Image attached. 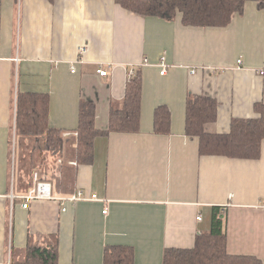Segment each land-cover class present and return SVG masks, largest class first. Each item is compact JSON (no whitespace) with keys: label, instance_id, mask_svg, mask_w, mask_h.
Here are the masks:
<instances>
[{"label":"crops","instance_id":"1","mask_svg":"<svg viewBox=\"0 0 264 264\" xmlns=\"http://www.w3.org/2000/svg\"><path fill=\"white\" fill-rule=\"evenodd\" d=\"M134 67L143 76L140 131L99 134L93 160L76 163L66 191L45 176L54 195L82 189L99 199L65 210L56 198L24 204L11 167L17 95L49 94V125L72 140L83 99L96 102V126L107 130ZM189 93L217 99L210 130L227 132L234 118L257 116L264 6L249 0L226 26H192L181 13L173 20L140 16L115 0H0V264H10L11 249L26 248L29 233L59 235L58 264H104L110 245L132 246L135 264H163L166 249L194 247L214 207L225 217L228 251L264 264V140L256 159L201 155L199 138L185 131ZM159 105L171 111L170 134L154 132ZM70 145L64 156L72 161Z\"/></svg>","mask_w":264,"mask_h":264},{"label":"trees","instance_id":"2","mask_svg":"<svg viewBox=\"0 0 264 264\" xmlns=\"http://www.w3.org/2000/svg\"><path fill=\"white\" fill-rule=\"evenodd\" d=\"M115 1L123 8L140 16H158L173 20L181 13L185 25L226 26L234 16L243 14L249 0ZM252 1H256L260 8L264 6V0ZM142 95V72L140 67H134V73L127 83L124 98L111 106L109 125L106 131H102L96 126V102L92 99H83L76 129L78 136L73 138L75 141L74 161L79 164L93 160L94 142L99 134L113 131L139 132ZM255 110L257 112L256 117L234 118L229 131L216 132L210 129L218 118L217 99L206 94L189 93L186 100L185 131L188 136L199 138L201 155L256 159L261 156L262 141L264 140V104H257ZM49 114V94L20 92L17 95L15 126H13V130L14 127L16 128L15 140L18 142L20 138L21 141L30 143L28 151H32V155L31 161L26 160V167H24L25 163L24 158H21V152L19 155L15 152V155L16 153L18 155L16 165L18 168H15L17 170L15 193H28L35 186V182L29 186H21L19 182L22 174L25 176L24 170L26 174L30 175L36 168L35 155L44 154L46 160L48 156L49 159L50 157L58 158V161L62 159V164L56 166L57 171L54 175H57L69 161L67 156L64 158L63 156L66 142L72 140L64 136L62 130L50 127ZM171 120L172 114L169 107L159 105L154 113V132L156 134H170ZM23 154L25 155V153ZM27 155L30 156V154ZM21 162L22 165L20 166ZM66 170L67 168L62 170L61 178H55L57 180L56 187L62 191L68 190L76 180V167L72 168L68 177ZM40 177L46 179L41 174ZM222 214L221 208L214 207L210 228L197 233L194 247L166 249L163 264H263L261 259L256 256L233 254L228 251L225 217ZM15 253L11 255L10 264H58L59 235L50 234L39 237L29 233L28 244L22 251V259H14ZM104 264H135L133 247L126 245L107 246L104 252Z\"/></svg>","mask_w":264,"mask_h":264},{"label":"rangeland","instance_id":"3","mask_svg":"<svg viewBox=\"0 0 264 264\" xmlns=\"http://www.w3.org/2000/svg\"><path fill=\"white\" fill-rule=\"evenodd\" d=\"M17 99V98H16ZM15 108H16V104H15ZM14 126H15V124H14ZM67 137V136H66ZM15 138H16V128L14 127V130L12 131V145H13V150H14V152H17L18 153V155H19V153L21 152V158H24V163H25V166L24 167H26V160H28V161H31V155H32V151H28V147H29V145H30V143H28V142H23V141H21L20 140V138L18 139V142H17V140H15ZM73 138L75 139V138H77V136H73L72 137V141H67L66 142V148H68V145H70V144H73L74 145V143H75V141L73 140ZM20 142V145H18V143ZM68 143H70V144H68ZM75 146V145H74ZM74 146H73V148H74ZM70 147H71V145H70ZM20 149V151H19V149ZM16 149H18V150H16ZM71 149V148H70ZM75 150V149H74ZM17 153H16V155L13 153V155L11 156V158H12V168H18V166H16L17 165V159H18V155H17ZM23 153H25V155L23 154ZM27 154H30V156H28ZM46 155V154H45ZM69 157L68 158H72V156H71V154L70 155H68ZM46 157H47V155H46ZM62 157V156H61ZM64 157H66V155L65 156H63V158ZM45 158V156H44V154H42L41 156H39V154L38 155H35V161H36V163H37V166H36V168L32 171L33 173L32 174H30V175H28V174H26L25 173V170H24V174H25V176H23V174H22V176H21V174H20V176H21V181H19L20 182V185L21 186H29L30 184H32V182H35V172H38V174L40 173L42 176H46V174H47V176L49 177V178H51V179H54V178H57V177H60L61 178V176H62V170L64 169V168H67V170H66V174H67V177L69 176V173H70V171L72 170V168L73 167H75V165H73V164H69V161L68 162H66V164H65V166L61 169V171L60 172H58V174L57 175H54V174H56L55 172L57 171V165H60V164H62V163H59V161H58V158H54L55 159V161H54V159L53 158H51L50 157V159H49V156L47 157V160L46 159H44ZM54 162H55V165H54ZM65 163V162H64ZM22 165V162H21V164H20V166ZM64 165V164H63ZM20 166H19V168H20ZM11 168V169H12ZM13 171V170H12ZM17 171V170H16ZM21 172H23V171H21ZM20 173V172H19ZM40 174H39V176H40ZM17 175V174H16ZM14 176H15V173H14ZM14 178L15 177H13V182H14ZM34 187V186H33ZM32 187V188H33ZM13 188H14V184H13ZM11 254L12 253H15L14 254V259H22V257H23V253L22 252H19V251H17L16 249H14V250H10L9 251Z\"/></svg>","mask_w":264,"mask_h":264},{"label":"built area","instance_id":"4","mask_svg":"<svg viewBox=\"0 0 264 264\" xmlns=\"http://www.w3.org/2000/svg\"><path fill=\"white\" fill-rule=\"evenodd\" d=\"M82 50H84V48H82ZM242 63V60L241 59H238V65H240ZM160 73L161 74H164L167 70V63H166V59L165 58H162V60L160 61ZM73 71H76L75 68L73 69ZM196 69L195 68H192L191 72L192 73H195ZM97 72L101 75V76H107L109 74V71L105 68H98L97 69ZM134 73V68H132L130 70V73H129V76L133 75ZM64 136H68L70 135V133H63ZM76 136H78V133L76 132L75 133ZM59 162L61 163L62 162V159H59ZM76 161L72 160V161H69V164H73V165H76ZM19 198H22L24 200V204L30 202L32 199H35V198H43V199H52V198H56L58 199L63 206V209L65 210L66 209V204L69 203V202H77V201H80V200H98L99 198L97 197V194H87L84 190L82 189H79V190H76L74 193L72 194H69V195H63V196H57V195H54L52 194V184L51 182L48 180V179H42L38 172H35V186L29 190L28 193L24 194V195H21ZM261 207H264V201H261L260 202V205ZM104 213L107 212V210L105 209L103 211ZM198 219H201L202 216L199 215L197 217Z\"/></svg>","mask_w":264,"mask_h":264}]
</instances>
